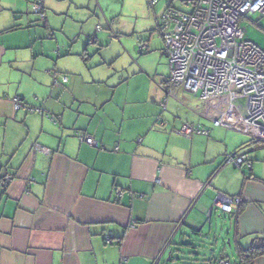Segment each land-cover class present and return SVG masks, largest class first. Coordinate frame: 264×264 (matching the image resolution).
I'll return each instance as SVG.
<instances>
[{
    "label": "crops",
    "instance_id": "crops-1",
    "mask_svg": "<svg viewBox=\"0 0 264 264\" xmlns=\"http://www.w3.org/2000/svg\"><path fill=\"white\" fill-rule=\"evenodd\" d=\"M36 1L0 0V264H165L171 255L193 260L194 252L212 256L213 264H239V249L264 236V179L250 155L264 142L232 119L230 129L214 127L226 105L169 92L161 15L153 16L157 30L140 55L162 69L148 75L135 60L127 72H114L113 62H91L101 49L98 27L110 39L102 27H114L105 0H45L43 27ZM160 2L163 12L171 4ZM126 51L118 46L119 55ZM16 97L49 118L15 111ZM186 124L210 135L184 138L178 132ZM79 134L93 136L97 147ZM239 151L248 153L251 168L226 164ZM8 175L12 182L3 188ZM218 193L240 199L238 211L216 208ZM225 222L228 244L210 252L199 239L212 235L219 245L224 234L215 226ZM254 264H264V256Z\"/></svg>",
    "mask_w": 264,
    "mask_h": 264
},
{
    "label": "built area",
    "instance_id": "built-area-1",
    "mask_svg": "<svg viewBox=\"0 0 264 264\" xmlns=\"http://www.w3.org/2000/svg\"><path fill=\"white\" fill-rule=\"evenodd\" d=\"M160 1L148 0V4L153 9ZM175 1L182 2L189 10L173 7ZM43 4L44 0L35 3L34 11L44 20ZM254 14L264 16V0H171L157 21V28L164 42L163 54L170 65L169 92L184 91L199 97L205 104L226 105V110L212 119L214 127L230 129L232 125L227 121L232 119L251 139L264 142V50L246 41V29L241 27V21ZM59 78L65 84L69 81L67 76ZM13 102L17 112L22 109L40 112L26 108L19 98H14ZM166 103L167 100L162 103L164 111ZM178 134L191 139L196 135L208 137L210 132L186 124ZM81 140L97 147L93 137ZM225 160L238 169L252 167L246 152L228 155ZM11 182L12 177H5L2 187L7 188ZM117 194L122 195L120 190ZM240 203L238 198L218 193L215 207L232 214L238 211ZM111 235L105 237L108 244L112 243ZM256 243H264V236ZM220 264L231 262L221 261Z\"/></svg>",
    "mask_w": 264,
    "mask_h": 264
},
{
    "label": "rangeland",
    "instance_id": "rangeland-1",
    "mask_svg": "<svg viewBox=\"0 0 264 264\" xmlns=\"http://www.w3.org/2000/svg\"><path fill=\"white\" fill-rule=\"evenodd\" d=\"M160 3L156 7V15H154L155 12L149 6L148 0H126L123 2L121 0H105L103 2L105 12L109 15L115 16L113 18L115 21L114 27L111 29L112 31H110V27L107 22L102 27V29H104V32L111 34L110 39V37L103 38L100 36L101 27H98L99 32H96V28L93 26V29H95L96 34L99 33V37L98 35L96 37H98V40H100L99 42L101 44V49L98 47L94 48L93 54L95 51V57L91 62H94V60H100L101 63L113 62L112 66H115L116 69L114 70V72L121 71L122 68H125L127 72V70H130L131 64H133L135 60L143 65L146 64L147 69L145 70V74H148V70L154 69L153 67L156 65H159L158 69H162L161 65L158 64L152 56H141L139 53L140 42H147L149 36H152L154 34V30H157L156 20L153 16H156L157 18L162 15L163 9H161ZM173 7L182 11L189 10L188 8L183 7L180 1L175 2ZM74 10L77 12H81V10ZM35 16L39 20V26L43 27L42 23L44 22L40 19L39 15L35 14ZM61 18H64V16H62ZM90 27L92 26L88 24L87 29H90ZM241 27L246 29V41L252 42L264 50V16L262 14H254L250 18L243 19L241 21ZM70 30L73 31L77 29L74 28L73 25H71ZM133 32H136L137 34ZM114 33L118 35V39L116 38L117 36L115 37ZM139 33H142V35ZM155 34L157 38L156 44L163 48V42L161 41L158 33ZM118 46H121L123 50L127 49L128 51L120 53L119 55ZM166 77H169V72H167ZM256 146L264 147V144L256 143ZM250 155L256 158L258 172L260 173L261 178L264 179V148L254 149ZM217 226H220L219 232L221 231L220 234H224L225 237L221 238V243L219 245H214L215 243L211 240L212 238H214L212 237V235H210L209 238L199 239L200 241H202V243H204V247L206 249L209 248L210 252L212 249H216L217 252H220V250H222V242L225 241L228 244V240H226V234L231 233L232 230V228H230V224L225 222L223 224L216 225L214 232L218 231L216 230ZM208 233L211 234L209 231H207V234ZM191 242L195 245L202 244L199 243V241L198 243H196L195 239H193ZM181 244L183 243H176V245L178 246ZM212 245L213 247H211ZM226 247L228 250L227 256L232 260L233 256L234 258L236 256V247H234V245H232L230 248L228 246Z\"/></svg>",
    "mask_w": 264,
    "mask_h": 264
},
{
    "label": "trees",
    "instance_id": "trees-1",
    "mask_svg": "<svg viewBox=\"0 0 264 264\" xmlns=\"http://www.w3.org/2000/svg\"><path fill=\"white\" fill-rule=\"evenodd\" d=\"M39 0H37L36 1V3L38 2ZM176 2V1H175ZM175 2L173 3V4H175ZM181 4H182V6L184 7V5H183V3L181 2ZM43 6H44V10H43V13L45 14V19L43 20V19H41L42 21H45L46 20V18H47V11H46V8H45V0H44V4H43ZM34 7V6H33ZM34 9V8H33ZM34 13L36 14V12L34 11ZM36 15H38V14H36ZM142 45H145L146 47H147V44L146 43H143V42H141L140 44H139V52H140V54H144V52H145V50H146V48L145 49H141L140 47L142 46ZM62 76H64V75H58L57 74V77H62ZM16 98H19V97H16ZM20 100H21V103L26 107V108H32V109H34V110H36V109H39L40 110V112H28L27 110V112L28 113H31V114H39V115H41V116H43V117H47V118H49V116L48 115H46L45 114V112H44V110L42 109V108H36V107H33V106H30V105H27V104H25L24 103V101H23V99H21V98H19ZM14 100V99H13ZM13 104H14V102H13ZM14 109H15V106H14ZM25 110V109H24ZM51 121H53L54 123H56V120L54 119V118H51ZM197 136V135H196ZM83 137H93V136H88V135H80L79 134V139L81 140ZM194 137V136H193ZM192 137V138H193ZM205 137V136H204ZM94 138V137H93ZM191 138V139H192ZM84 143H86V142H84ZM87 144V143H86ZM88 145V144H87ZM90 146V145H89ZM90 147H92V146H90ZM225 162H226V160H225ZM8 176H10V175H8ZM7 177V176H6ZM10 177H12V176H10ZM4 179V178H3ZM2 179V180H3ZM12 179H13V177H12ZM259 239L260 238H257V239H255L254 240V242L251 244V246L249 247V248H247V249H243V248H240L239 249V264H254V262H255V260L259 257V256H264V243H262V244H257L256 242L257 241H259ZM105 242H106V238H105ZM190 246H192L191 244H190ZM194 249L195 250H197L198 248H196V247H194ZM178 252H180V251H178ZM193 254V256H195L194 258H193V260L192 259H189L188 261H185L184 259H182L181 258V256L179 257H174L173 255H171V258H170V261H166L165 262V264H213V257L211 256V258L209 259V258H205V256L204 255H201L200 253H198V252H194V253H192ZM199 256L201 257L202 256V259H199ZM198 258V259H197ZM223 260V259H222ZM227 261V260H226ZM221 262V261H220Z\"/></svg>",
    "mask_w": 264,
    "mask_h": 264
},
{
    "label": "water",
    "instance_id": "water-1",
    "mask_svg": "<svg viewBox=\"0 0 264 264\" xmlns=\"http://www.w3.org/2000/svg\"><path fill=\"white\" fill-rule=\"evenodd\" d=\"M212 213H213V212H212ZM212 213H211V214H212ZM110 234H111V233H110ZM212 250H213V252L215 251V249H212ZM212 250H211V251H212ZM168 261H170V260L168 259Z\"/></svg>",
    "mask_w": 264,
    "mask_h": 264
}]
</instances>
